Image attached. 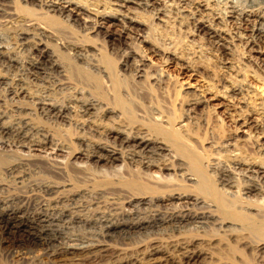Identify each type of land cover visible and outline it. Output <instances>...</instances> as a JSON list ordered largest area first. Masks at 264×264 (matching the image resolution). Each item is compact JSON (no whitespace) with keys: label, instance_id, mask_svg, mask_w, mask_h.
<instances>
[{"label":"bare ground","instance_id":"1","mask_svg":"<svg viewBox=\"0 0 264 264\" xmlns=\"http://www.w3.org/2000/svg\"><path fill=\"white\" fill-rule=\"evenodd\" d=\"M21 1L23 3L32 4V3L38 2L39 0H0V68H1L0 71H2V69L3 70L6 69V71H16V70L18 71L19 68L26 66L23 63L25 61V57L23 56L24 61L20 59V55H22L20 53L25 50L32 51V53L36 55V58L27 60L29 62L28 69L30 71L40 72V71L50 70V71L60 72L61 74L63 73L65 76L68 74V71H69V74L72 72L71 68L73 69L81 68L80 70L84 69V67H82V65H79V64L81 63V61L85 60L84 59L85 51L88 48L87 47L84 48L85 47L84 42H83L84 44L83 45L80 42H75L76 40L75 41L69 40V38H71L70 37L71 35L69 36L68 33H65V32L63 33V26L66 25L67 22H71L72 26L78 25L82 27L83 31L86 30L87 33L95 34L94 37L96 36L98 38L103 37V39L105 40V43L109 45L110 47L109 49H112V50H116L122 47L123 40H124L123 31L132 32L135 35L140 36L139 39L137 38L138 40L142 39V42L144 43L148 42V44L149 43L151 44V41L149 40L147 36L145 37L139 33L143 30L142 26L144 22H142V20H138L134 17L127 15L125 11H123V8L127 7L126 5L127 1H133V0H121L120 1L121 4L118 8H114L111 6L108 7L107 6L108 3H105L107 5L102 6L103 9L99 8L100 5L98 6L97 9H93V8L89 9L90 7L85 6L87 3H85L84 5V3L80 1L77 2L78 0L77 1L75 0H40L39 7L37 6L39 10H36L35 9L36 7L30 9L26 5L21 4L22 3ZM160 1L161 0H150L149 3L155 6L156 4L159 5L158 3ZM18 2L20 5L17 4ZM191 2L198 4V6L195 8L198 11L199 15L201 14L203 15L205 13V12L203 13V11H205L204 9L205 6L203 5V3L199 1H195V0H191ZM255 3L257 4L258 2H255ZM153 8H156V7H153ZM261 9H262L261 7L255 8V9L248 8L246 10L240 11L231 5V9L228 10L227 12L228 15L227 14L225 15L228 16V19L230 18L232 20H235L241 29H243L242 27H244V25H247V23L252 22V21L255 22L254 20L250 19L252 17H255V19H257L258 22L256 23L258 24L260 23L263 26L264 25V9L262 10ZM158 14L161 16L162 13L159 11ZM216 15L217 14H214L213 17L216 18ZM223 16L221 18H223ZM79 19L80 20L82 19L84 23H80ZM59 20H63L64 25H63V22H60ZM193 22L196 28V32H204L208 34L210 38H213L215 40L219 39V42L221 41V39H223L220 33L218 34L214 30H213L214 32L211 31L212 27L211 28L207 27L206 24L204 23V20L202 21L196 18L195 21ZM256 23H254L255 25L252 26V29L250 28V30H248L249 31L247 33L248 39H250L248 40V42L250 43V45H257V46H259L260 43L262 42L264 46V28H260L258 25H256ZM119 24H121L122 29H124L123 31L122 30L117 31L114 29V26L119 25ZM69 25L70 24H67V26ZM69 28H71V25L69 26ZM89 40L91 39L89 38ZM9 42H11V44L12 42H14L13 45L14 44L16 45H14L13 47H10L8 46V44H5ZM225 49H226L225 45L220 44L219 50L220 51L222 50L221 52L224 55H227V53L225 52ZM138 50L132 49V50L125 51L124 53L125 59L122 63L124 65L122 66L123 68L122 70H124L123 72H125V70L126 71L130 70L132 72V75H134V80L141 81L144 78L145 79L148 78L149 80L150 79L152 80V83L154 82L156 84L157 81L161 80L159 76L162 78L163 72L161 71V73L160 72L153 73V71H147L145 69L146 67H148L145 56L142 55L143 53L140 54ZM150 50L158 54L166 53V55L168 54V58H170V60L172 59L173 55L169 54L170 51L164 52L160 47H157V46L154 48L151 47ZM254 51H258V50H254ZM28 52L26 56L28 55ZM258 52H261V51H258ZM182 55L184 56L183 53ZM179 58H183V57H179ZM108 60L111 61L112 59L109 58ZM110 61H107V62H108V65H110L111 67ZM184 62L186 63V61ZM108 65L107 66L105 65L106 66L105 67L104 65H101L100 63L98 65L96 64L97 66V67L95 66V69L97 70V71L95 70L96 75H94V72L92 73L94 76L93 78H95L94 80H96V82L95 81L94 82L97 83L94 86L97 85L96 89L98 88V91H97L98 95H95V96L99 98H95V97L94 99L93 97L85 98L81 102L79 100L76 103L74 101L75 103L74 105L63 103V106L62 105L58 106V104H55V102L53 101L54 103H45L44 107L42 106L44 108V111H46L47 114L49 113L50 116H55L59 119H63L62 121L63 123H67L73 127L78 125L77 120H76V118L79 117L78 113L84 114L82 115V117L89 115L90 117L93 118V121H92L93 124L90 121L88 124H92L91 126L94 125L96 128L95 129L96 132L100 136V137H97L96 139H91L89 138V136L88 137L80 136V135L76 136L78 132L77 133L75 132L76 133L74 135V137H76V140H75L73 135H71L70 137V135L66 133L69 135L68 137L70 139L67 138V135L66 137L65 136L63 137V150L61 148L52 149L56 153L63 152V162L61 161L58 162L54 159H50L52 157L49 158V156H42L40 155L41 153L38 155L33 154L32 148L34 146L38 147V149L40 148L41 152L45 151L46 154H49L48 152L49 148L47 147V144L45 143V141L43 142V139L41 142L37 140H33L32 137L36 135L37 133L33 131V128L31 127L29 121L27 122V120L21 119L19 122H16L10 125L7 122L3 123L4 121L3 122L0 121V152H1L0 153V156H1L0 164L1 166H6V167L8 166L7 167L8 170H11V168L12 170H14L17 168V174H13L14 175L13 178L15 180L17 179V181L19 180L18 183L14 182L16 183V185L11 190H9L8 189L9 187L7 186V189L9 190L8 194L5 193L6 191L4 192L5 193L4 196L0 194V230L2 231L1 234L3 235V237H5V240L6 239L11 240V242L13 243L21 244L22 242H27L28 240L31 242H37L42 245H45L49 247V249L50 247L54 246L55 249L53 250L55 254L57 253L60 255H65L66 253L72 254L73 252H80V253H83L81 255L85 257L83 259L97 261L98 263L100 262L101 264H163L162 261H165L166 263H177L178 260H179L178 262L180 263H182L183 260L184 262L186 260L185 263L187 264L191 263V261L194 260L195 258L201 257L202 255L209 254L206 250H203L202 248H200L201 247L200 245H202L201 243L203 241L201 242L197 238H196L197 239L196 241H195V238L187 240V241H184L182 238L183 242L179 240L177 241L174 239L175 241L171 240L172 241V242L170 241L171 243L168 241L166 247L164 248H163V244H161V242L158 241L157 238L156 239L152 238L150 240L151 241L153 240V242H151L152 244L148 247L150 248L149 252L147 250L146 252L142 253V255L139 257L138 256L129 257L127 256V254L122 255L120 251L119 252L114 251V249L112 248V242L116 241L121 235H126V234L131 235V233L140 234L143 231H145L146 233L147 231H150V230L155 231L156 229L162 226H166V225L167 226L168 225L181 226L190 221H195V222L199 221V222L207 223V224L208 223H212V224L218 223L223 227L225 226L224 222L226 221H224V219H222V217L218 215L219 211L226 218H229V219L236 218L237 220L239 221L241 220L242 222L243 220H245L244 221L245 224L246 223L250 224L248 222L251 219L252 220L256 219L253 214L254 212L250 213V211L251 209L257 208L256 206H255L256 208L253 206V202H256L257 200L256 201L247 200V203H246L247 207H244V205H240L243 210H237L239 209V205L237 204L238 201L240 200L239 204L240 203L245 204L244 201L241 199L238 200L237 195H236L237 200L229 201L231 202V204L229 203L230 205H228L227 200L229 199L225 195L226 191L224 192V190L220 188L219 185L226 187L227 185L231 184L230 186L234 187L232 185L233 180L231 178V173L234 172L233 171L234 169L236 170L240 169L241 171H244L247 175L250 174L248 175V178L250 179H253L255 177H257V180L258 178L261 179L262 177L260 175H264V161H262V159L259 161L258 160L248 161L249 159L248 160L244 159L245 161H243V159L242 161L236 160L237 162L234 163L235 167L233 170L229 168H223L222 171L220 170L222 172L220 175V178H219V169H220L219 167L220 166L219 165L212 166L211 163H214V162H210V164L206 165L207 168L209 169L212 167L213 170H215V172L218 173V178L216 180L217 182H215L213 180L214 178H212L211 175H208L205 171L206 169H204L205 164L203 163V160L206 158L203 159L202 157L203 155L200 154L201 152L194 151L193 146L196 143L192 145L191 143L192 141L190 142V140L187 139L188 137L186 135L189 133L190 129L187 130L185 128H188V126L185 127L184 125H182V122L184 121L186 122V120L191 118L192 112L190 113V109H186L183 111V114H178V115L176 114L174 117L173 116L169 117L165 115L167 116V117H164L166 118V120L164 118L161 119L162 115L160 116V113L157 112L160 118L159 120H157L155 116L156 123H154L153 121H150L151 117L149 116H146L149 119L146 117L145 118L142 117V118L148 119L150 123L151 122L153 123L147 124L146 122L144 124L143 121L145 120L142 121V119L141 121L138 120L137 123H135L137 120V115L136 113L135 114L132 113L134 111L133 106L129 104L132 108L131 107H130L131 109L127 108L128 104L126 103L128 102L126 99H124V97H122L121 91L123 89L121 88V85H120V83L122 82L118 81L119 77H117L116 75V72L118 71L111 72L110 67ZM200 66L203 67V65L201 64ZM74 72H77V71H74ZM88 72L89 74L91 73L90 71ZM73 73L70 75L73 76ZM79 73H82V72L79 71ZM102 73L109 75L108 80H110L111 82L112 86L111 85L110 86L112 89L111 91H108V93L107 91L106 92L104 90L102 91L103 86H106V84L103 85L104 79H103ZM157 74H160V75L155 76ZM60 76L61 75H59V77ZM81 77L84 78L82 75ZM93 78H92V82H93ZM69 79L70 77L68 78V80ZM119 79H122V78H119ZM68 80H65V81H68ZM62 81L64 80L62 79ZM154 83H153V86H154ZM63 84L65 85V82H63ZM92 84L90 83L88 88ZM72 86L74 85L72 84ZM70 88L69 90H71ZM94 88H91V89L93 90ZM104 89L107 90L109 88H107L106 86V88ZM225 90L227 93L233 92L235 94V92L238 91V88L235 87V85H232V86L228 85L227 89ZM83 91H85V89ZM71 92L73 93V91ZM22 93L23 92L21 90L19 94H22ZM91 94L92 93H90V95ZM102 94H106V95L109 94V96H113L114 103L112 102L113 103L112 104L108 98L107 99L109 100V102L107 103L103 102L104 98ZM186 95L187 96H185L184 98L187 101L185 100L186 102L185 101L184 102L186 106L193 107L191 111H194V112L197 111L200 106H202L205 102H207V97L203 93H199V92L196 93V92L188 91ZM146 97H147V94H146ZM69 99H70L69 103H71V98ZM44 102H46V100ZM34 103L38 104L37 101ZM140 105H138L139 107L137 106L138 107L137 111L140 108ZM118 108L123 109V111L126 113V114L124 113L126 115V120H127V122H125L126 124L124 123L125 127H122L121 125L114 126L113 122H112L113 123L112 125L107 123L109 120L115 121L116 118H119L120 115H122V114L120 115L117 114ZM160 108L162 107L160 106L157 111L161 112L162 114V111H160ZM166 108L169 109V107H166ZM148 110L145 111L146 115H148L150 112V109ZM186 111H188L190 115H187ZM20 113H22V111H20ZM164 113L167 114L166 112H163V114ZM153 115H155L154 112H153ZM2 117H4V115ZM2 117H0V120H2ZM152 118H154V116ZM177 118L179 119V122L181 121L178 124L176 123L178 121ZM243 123L248 124L250 123V120L246 119V121H244ZM88 128L91 129L90 127ZM67 131L65 130L64 132H67ZM73 131L74 130H72V132ZM40 134H43V133H40ZM97 135H95V137ZM191 136H194V135H191ZM15 139L16 141L18 140V144H19L18 147L20 148V150H27V151L26 153L24 152V154H21L19 156V152L17 150L18 152L17 158L12 159L11 157H9V154L11 152L9 154L7 153L8 156L7 155L5 156L6 153L3 154L2 151L5 150L6 152V147L8 149L7 145H10L9 142L13 143L14 142L13 140ZM193 142L195 141L193 140ZM115 145L121 146L120 148L127 149L129 152L130 160L139 161L138 163L141 164V167H139L136 170L140 171V173H137L138 175H136V173L133 171V173L135 174L132 175L131 173L132 176L130 178H129L130 175H128V177H125L122 175L118 176L119 174L118 173L117 176L113 178V176L111 177V175H105L108 173L107 172L104 174L105 177L102 178L101 180L95 179L96 177L92 179L91 176H89V169L91 168V166L92 167L95 166V167L102 169L110 165V167L108 168L112 170V172L114 171V173L115 172H123V174L125 173L124 171L127 170L125 169L127 161H125V157H123L125 155V152H124V155L122 156L121 149L116 148ZM14 149H15V146L12 149L13 152H14ZM196 150L198 151V149ZM172 151L175 155L174 157L177 160H180V157L181 159L182 157H186L191 161V164L193 165V168H194L193 170L194 172L191 171L192 174L191 173L187 174L182 164L183 162L178 163L175 158L171 160H169L168 158H165L167 156H170L172 154ZM211 156L213 155L211 154ZM211 156L209 158H211ZM159 158L161 159L160 161H162L163 160L162 158H164L163 169L159 167L160 168L159 171L158 172L153 171V172H156V175L155 173L153 175L151 173L153 168L154 167L158 168V167H156L157 165L156 163H155L156 165H153L150 163L151 161L149 162V160L159 159ZM186 158L184 159L185 162H187ZM254 159H257L256 156ZM17 160L18 162L15 163ZM204 161L209 162L207 160H204ZM118 162H121V164L116 165ZM227 164L229 163H226V165ZM127 166H129V164ZM141 168H142V171L140 170ZM1 169L3 170L2 167L0 168V170ZM92 170L94 171V169ZM61 171H63L62 172L63 182L54 181L50 178L44 179L43 176L40 175V174H46L50 176L52 175L53 177L57 178V175H61ZM35 172L38 174V176H36V178L34 179V176H35L34 174H36ZM115 175L116 174H114V176ZM59 177L61 178L62 175ZM180 178H182V180H180ZM181 181L182 182L185 181L186 184H182ZM255 184L256 182L253 179V184L248 186L243 191L244 193L243 192L241 193L247 195V198H250L249 194L257 190V187L255 186ZM261 187L263 188V186ZM0 188L2 189L1 185H0ZM194 188L197 189V191L192 190ZM108 194H111L112 196L114 195L112 201H116L115 199H117L118 201L120 200L122 201H120V203L111 202L110 201L111 199L110 198L108 199L107 197ZM255 196H256V193H255ZM104 198H106V201H104L105 200ZM101 199H104L103 200L104 202H102ZM215 199L217 200L216 202H214ZM105 202L106 204H109L113 207L115 205L120 206V208H123V210L121 209L122 213H120V215H117V213L112 212V211H110V213H108L109 211L106 212L105 210L106 204H104L105 206L103 207V203ZM175 203L177 206L175 205ZM170 204L173 207L168 208ZM174 205L176 207H174ZM256 205L259 206L258 208H260L258 209L259 210L258 212H262V215H263L264 214V199L260 203L258 204L256 203ZM147 209H149L150 212L146 211ZM143 210H145V212H143ZM146 212L148 213L146 214ZM144 213L145 215H143ZM252 220L250 221L251 226H253V229H255L256 232L255 231L254 232L256 234L258 233V237L256 236L258 239L259 237H261L259 236V233L261 235H264V220L261 222V224L259 223L258 226L257 224L255 225V221L257 219L254 222H252ZM62 221H63V224H62L63 233L67 231V229L69 228L68 225L74 222L75 225L85 224V225L94 226V228L96 227L97 230H101V233L99 234L100 238H97V239L95 238L96 240L89 238L86 241H83L80 238H73V237L66 238L67 236H65L64 238V235H63V240H62V237L61 236L59 237L60 231L62 230L61 229L59 231V228L62 227V225H60L61 223L59 224V222H62ZM242 222H241L242 227H244L245 224L244 222L243 223ZM254 226H257V227H254ZM178 232H180V230ZM86 235H83V236L85 237ZM261 239H264V237H262ZM260 242H257V243H260ZM246 246H247V242H246ZM121 249H124V248H121ZM161 252L169 253L170 257H166V258L159 257L158 255Z\"/></svg>","mask_w":264,"mask_h":264},{"label":"rangeland","instance_id":"2","mask_svg":"<svg viewBox=\"0 0 264 264\" xmlns=\"http://www.w3.org/2000/svg\"><path fill=\"white\" fill-rule=\"evenodd\" d=\"M75 1H77V0H75ZM79 1L84 3V5H85V3H87L88 5L86 4L85 6L90 7L89 9H92V8L97 9L99 5H100L99 8L103 9L102 6L107 5L105 3H108V5H107L108 7L111 6L114 8H118L121 4V2H120L121 0H115V1L114 0H78L77 2H79ZM149 1L150 0L127 1V3H126L127 7H124L123 11H125V13L127 15L134 17L138 20H142V22H144V24L142 26L143 30L139 33L145 37L147 36L149 38V40L151 41V44L150 43L148 44V42L147 43L142 42V39L138 40L140 36H137L132 32H124L123 31L124 29H122L121 24H119V25L114 26V29L117 31H120V30L123 31V34H124L123 44H122L121 48H118L116 50H112V49H109L110 47L108 44L105 43V40L103 39V37H99V38L97 36L94 37L95 34L87 33L86 30L83 31L82 27H80L78 25L72 26L71 22H67V24L71 25V28H69L70 25L67 26L66 23H65L66 25H64V21L59 20L60 22H63V25H64L63 26V33L65 32V33H68L69 36L71 35L70 36L71 38H69V40H73V41L76 40L75 42H80L82 44L84 42V44H85V45L83 44L85 46L84 48L87 47L89 49V50L86 49V51H85V56H84L85 60L81 61V63L79 64V65H82V67H84V69L80 70L81 68H79V69L78 68H75V69L71 68L72 72L70 70V72H71L70 74H72L74 71L78 72V73L74 72L73 76H71L69 74V71H68V74L66 73L67 75H65V76L63 73L61 74L60 72L50 71V70L40 71V72L39 71H30L28 69L29 68L28 67L29 62L27 60L36 58V55L34 53H32V51H29V50H25V51L21 52L20 54H22V55L19 54L20 59L22 61H24L23 58L25 57V61L23 63L26 66L19 68L18 71L17 70L16 71H6V69L5 70L2 69V71H0V77H1L0 78V117H2L4 115V117H2V120H0V121H2V122L4 121L3 123L7 122L9 125L14 124L16 122H19L21 119L27 120V122L29 121L31 127L33 128V131L35 133H37L36 135H34L32 137L33 140H37V141L41 142L43 139V142L45 141V143L47 144V147L49 148L48 149L49 154H46L45 151L41 152L40 148L38 149V147L34 146L32 148L33 154L38 155L41 153L40 155H42V156H49V158L52 157L50 159H54L58 162H60V161L63 162V152H60V153L57 152L56 153L52 149L61 148L63 150V137L64 136L66 137V135H67V138L70 139L68 136L70 135V137H71V135H73V137H74V135L77 132L78 133L76 134V136H78V135L87 136V137L89 136V138H91V139H96L97 137H100V136L96 132L95 126L94 125L91 126L93 124L92 123L93 118L90 117L89 115L82 117V115H84V114L78 113L79 117L76 118L78 125L73 127L67 123H63L62 122L63 119H59L55 116H50L49 113H48L49 114L48 115L46 113V111H44L43 107H44L45 103H54L55 102V104H58V106H61V105L63 106V103H66L69 105H74L77 101L80 100V102H81L85 98H92V97H93V99H94V97L99 98V97L95 96V95H98V93H97L98 88L96 89L97 85L94 86L97 83H95L96 80H94L95 78H93L94 76L92 73L94 72V75H96L95 74L96 73L95 72L96 64L98 65L100 63L101 65L107 66L108 65L107 61H110V60H108L110 58V59H112L110 61L111 67H110V65H108V66L110 67L111 72L112 71H118V72H116L117 77L122 78V79L118 78V81L123 83V84L120 83L121 88L124 90L123 91L121 89L123 91V92L121 91L122 97H124V99H126L128 102V103H126V104H128L127 108L131 109L132 108L131 106H133V109L135 112L132 110L133 111L132 113H134V114L136 113V115H137V120L135 123H137L138 120L141 121V119H142V121L145 120V121H143L144 124L146 122L148 124V123H150V121H153L154 123H156V118H157V120H159L161 115L162 116L164 115L163 117L161 116V119L164 117H167V116H169V117L173 116L174 117L176 114L177 115L183 114L184 110L190 109V113L192 112L191 118L186 120V122L185 121L182 122V125H184L185 127L188 126V128H185V129H187V130L190 129L189 133L186 135L188 138L187 137L186 138L188 140H190V142L192 141L191 142L192 145H194L196 143L193 146L194 151L201 152L200 154L203 155L202 156L203 159L206 158L204 160L209 161V162H206L203 160V163L205 164L204 169H206L205 171L208 175H211L212 178H214L213 180L215 182H217L216 180L218 178V173L215 172V170H213L212 167L209 169L207 168L206 165L210 164V162H214V163H211L212 166H214V165L220 166L219 167L220 168L219 169V178H220V175L222 173L221 171L223 168H229V169L233 170L235 167L234 163L237 161H240V160L242 161V159H243V161H245L244 159H246V160L249 159L248 161H256V160L259 161L262 159V161H264V143H263L264 142V46H263L262 42L260 43L259 46L250 45V43L248 42V40H250V39H248V34H247L249 32L248 30H250V28L252 29V26L255 25L254 23H256L258 21H257V19H255V17H252L250 19L254 20L255 22H253V21L249 22V23H247V25H244V27H242L243 29H241L235 20H232L230 18L228 19V16H227L228 15L227 12H228V10L231 9V5L240 11L246 10L248 8L249 9L250 8L255 9V8L261 7L262 9H264V0H195V1H199V2L203 3V5L205 6L204 7L205 11H203V13L204 12L205 13L203 15L198 14V11L195 8L198 6V4L192 3L191 0H161L158 3L159 5L156 4L155 6L151 5L149 3ZM255 2H258V3L256 4ZM114 3H115V5H114ZM17 4L20 5L19 2ZM21 4L26 5L30 9L36 7L35 9L39 10L38 7L40 4V0L38 2L32 3V4L23 3V2ZM153 7H156V8H153ZM206 7H207V9H206ZM159 11L162 13L161 16L158 14ZM214 14H217L216 18L213 17ZM225 14H227V15H225ZM223 15L226 17H224ZM158 16H159V18H158ZM222 16H223V18H221ZM196 18L199 20H202V21L204 20V23L206 24V26L209 28L212 27L213 29L211 28V31L214 30L218 34L220 33L222 35L223 39H221V41L219 42V39L215 40L213 38H210L209 35L204 33V32H196V28H195V25L193 22V21H195ZM213 18H215V19H213ZM79 22L84 23V21L82 19ZM236 25H237V27H236ZM256 25H258L260 28H264V25L262 26L260 23L259 24L256 23ZM66 31H68V32H66ZM243 34H244V36H243ZM89 38L91 40H89ZM13 43L14 42H12V44H11V42H9V43H5V44H8V46L13 47L14 45H16V44L13 45ZM219 43L225 45V48H226L225 52L227 53V55H224L221 52L222 50L221 51L219 50V46H220ZM156 46L160 47L164 52L170 51L169 54L173 55L172 59L170 60V58H168V54L166 55V53L165 54H162V53L158 54V53L152 52L150 50L151 47L154 48ZM132 49L133 50L139 49L138 50L139 53L140 54L143 53L142 55L145 56L147 66H148L145 68L147 71H153V73H155V72L161 73V71L163 72L162 78L159 76L160 74L155 75V76H159V78L161 80L157 81L156 84L153 82L154 86H153L151 79L149 80L148 78H146V79L144 78L143 80L138 81V80H134V75H132V72L130 70L127 69L128 71L125 70V72H123L124 70H122L123 69L122 66H124V65L122 63L125 59L124 53L126 50H132ZM254 50H258L261 52L254 51ZM27 52H28L29 56L28 55L26 56ZM182 53L184 54V56L182 55ZM105 55H107V56H105ZM179 57H183L184 59L179 58ZM97 60H99V61H97ZM182 60L186 61V63ZM200 64L203 65V67H201ZM203 69H205V70H203ZM84 70H86V71H84ZM79 71H81L83 74L79 73ZM88 71H90L91 73L89 74ZM80 74L84 78H82ZM59 75H61V76L59 77ZM75 75H76V77H75ZM102 75H103L104 81H106V82L103 81V85L106 84L107 88H109V89L105 90L104 88H106V86H103L102 91L104 90L105 92L107 91V93H108V91H111V89H112L111 88V86H112L111 82H110V80H108L109 75H106L104 73H102ZM66 76L68 78L70 77V79L68 80V78ZM77 76L78 77L80 76V77L78 78ZM92 78H93V82H92ZM62 79L64 81H62ZM65 80H68L69 82L65 81ZM70 80L72 81V83ZM63 82H65V85L63 84ZM88 83L89 84L93 83L92 85H90V87L91 88L95 87V88L93 90L90 87L88 88V86H89ZM159 83H161V84H159ZM72 84L74 86H72ZM158 84H159V86H158ZM228 85L229 86L235 85V87L238 88V91L235 92V94L233 92L227 93L225 89H227ZM22 88H24V89H22ZM69 88L71 90H69ZM75 89H76V91H75ZM82 89L83 90L85 89V91H83ZM21 90L24 94L23 93L19 94L21 92ZM95 90H96V92H95ZM71 91H73V93ZM86 91H87V93H86ZM188 91L189 92H196V93L197 92L203 93L207 97V102H205L202 106H200L199 109L195 112L191 111V109L193 107L186 106V104H185V102L187 100L184 97L187 96L186 94ZM28 92L29 93L31 92L30 95ZM143 92H145L147 94V97H146V94ZM90 93H92V94L90 95ZM83 95H85V96H83ZM102 96L104 98V101L102 100L103 102L107 103L110 100L111 103L112 102L114 103V101H113L114 97L113 96H109V94L108 95L102 94ZM127 97L129 100L127 99ZM143 97L145 98V100ZM69 98H71V103H69V101H70ZM44 99L46 100V102H44L45 101ZM65 99L66 100L68 99V100L66 101ZM25 101H27V102H25ZM36 101L38 102V104L40 103L41 105L39 104V106H38V104L34 103ZM74 101H75V103H74ZM142 101H143V103H142ZM138 105H140V108L137 111V108L139 107ZM112 106H114V105H112ZM134 106H135L136 110H135ZM152 106H154V107H152ZM157 106H158V108L160 106L162 107V108H160V111H162V114H161V112L157 111L158 110ZM19 107H21V108H19ZM166 107H169V109ZM170 107H172V108H170ZM143 109H144V111H143ZM148 109H150V112H149V114L147 113L148 115H146L145 111ZM167 109H168V111H167ZM176 109H177V111H176ZM20 111H22V113H20ZM122 111H123V109H119V108L117 110L118 115L122 114L119 117L120 120H119V118H116L115 121L109 120L107 123L110 125H112L114 123L113 124L114 126L121 125L122 127H125L124 126L126 124L125 122H127L126 115H125L126 113L124 111L123 112ZM138 112H139V114H138ZM153 112L155 115H153ZM157 112L160 113V116ZM163 112H166L167 114H165V113L163 114ZM171 112H172V114H171ZM150 113H151V115H150ZM168 113H169V115H168ZM190 113L188 111H186L187 115H190ZM123 115H125V116H123ZM152 115L154 116V118H152L153 117ZM165 115H167V116H165ZM146 116L151 117L150 121L148 120L149 118ZM155 116H156V118H155ZM142 117H144V118L146 117L148 119H143ZM164 119L166 120V118H164ZM246 119H249L250 123H248V124L243 123L244 121H246ZM177 120H178L176 122L177 124L181 122V121L179 122L178 118H177ZM89 121L92 124H88ZM153 122H151V123H153ZM81 125L84 127H82ZM64 126H66V127H64ZM88 127H90L91 129H89ZM67 129H68V131L70 130L72 134L70 133V131L68 132ZM87 129H88V131H87ZM65 130L67 132H64ZM72 130H74V131L72 132ZM89 130H90V132H89ZM242 131H244V132H242ZM40 133H43V134H40ZM66 133H68L69 135ZM95 135H97V136L95 137ZM191 135H194V136H191ZM192 137H193V139H192ZM74 138L76 140V137H74ZM7 140H9V139H7ZM193 140L195 142H193ZM9 141H11V140H9ZM13 141L15 142V143L13 142L14 145H13V143L9 142L10 145H7L9 150L5 146L6 152L4 150V151H2V153L3 154L6 153L5 156L6 155L8 156V154L11 152L9 154V157H11L12 159H15V158H17L18 152H19V156H20L21 154H24V152L26 153L27 150H20V148L18 147V145H19L18 140L16 141V139H15ZM58 144H60V145H58ZM49 145L50 146L52 145V146L50 147ZM14 146H15V149L13 152L12 149L14 148ZM115 147L118 149H121L122 156L124 155V152H125V155L123 157H125V161H127L125 169H127L128 171L125 170L124 174H123V172H115L114 173V171L112 172V170H110L108 168V167H110V165L108 167H104L102 169L95 167V166H93V167L91 166V168L89 169V176H91L92 179H94L96 177L95 179L101 180L102 178L105 177V175H111V177L113 176V178H115L118 173H119L118 176L122 175V176L128 177V175H130L129 176V178H130L135 173H136V175H138L137 173H140V171L136 170L139 167H141V164L138 163L139 161L130 160L129 152L127 149L120 148L121 146H116V145H115ZM196 149H198V151ZM17 150H18V152H17ZM232 151H234V152H232ZM127 152H128V154H127ZM55 154H57V155H55ZM172 154L170 156L165 157V158H168L169 160L175 158L173 151H172ZM211 154L213 156H211ZM226 154H228V155H226ZM237 155H239V156H237ZM210 156L213 159L209 158ZM255 156L257 159H254ZM235 157H237V158H235ZM0 158H1V156H0ZM126 158H128V159H126ZM185 158L186 157H182V159H181V157H180V160H177L176 158L175 159L177 160L178 163L183 162L182 164L185 168V171L187 172V174L188 173L190 174L191 171L194 172L193 171L194 168H193V165L191 164V161L188 158H186L187 162L184 161ZM162 159H163L162 161H160L161 160L160 158L149 160V162L151 161L150 162L151 164H153V165L157 164L156 167H158V168H155V167L153 168V170L151 172L153 175H154V173L156 175V172H158L160 168L163 169L164 158H162ZM217 159L219 160V162ZM227 160H229V161H227ZM17 162H18V160L15 163H17ZM131 162H133L134 164ZM158 163L160 166L158 165ZM226 163H229V164L231 163V164L229 166V164L226 165ZM120 164H121V162H118L116 165H120ZM128 164H129V166H127ZM1 167L3 168V170L2 169H1L2 171L0 170V185L2 187V189L0 188V194L4 196L5 193L8 194L9 193L8 191L14 188V186L16 185V183H18L19 180L17 181V179L15 180L13 178V176H14L13 174H17V168L14 170H12V168H11V170H8V168H7L8 166L7 167L1 166V164H0V168ZM128 167H130V168H128ZM32 168H34V167H32ZM95 168H97V169H95ZM92 169H94V171ZM133 169H135V170H133ZM95 170H97V171H95ZM101 170H103V171H101ZM140 170L142 171V168ZM12 171H13V173H12ZM100 171H101V173H100ZM133 171L135 173H133ZM153 171H156V172H153ZM233 171L235 173L234 172L231 173V178L233 180L232 185L234 187H231L230 186L231 184L227 185L226 187L219 185V187L222 188L224 190V192L226 191L225 195L229 199V200H227L228 205L231 204V202H229V201L237 200V198H238V200L241 199L244 201L245 204H242V203L239 204L240 200L238 201L237 204L239 205V209H237V210H243L240 205H244V207H247V204H246L247 200L248 201L249 200H251V201L257 200L256 202H253V206L254 207L256 206L257 208L256 207L255 208L257 210L251 209L250 213L254 212L253 214L257 220L256 219H254V220L251 219V220H252V222H254L256 220L255 225L257 224V226H258L259 223L261 224V222L264 220V214L262 215V212H258L259 211L258 209H260V208H258L259 206L256 205V203L258 204L264 199V192H263L264 191V175H260L262 178L261 179L258 178V180H257V177L253 178L257 184V185L255 184V186L257 187V190H255L253 193L249 194L250 198H247V195L242 194L241 192H243L248 186L253 184V179L248 178V175H250V174L247 175L244 171H241L240 169H237V170L234 169ZM62 172L63 171H61V175H62L61 178L59 177L61 175H57V178L53 177L52 175L51 176L46 175V174H40V175H42L44 179L50 178L54 181L63 182V173ZM97 172H99V173H97ZM102 172H103V174H102ZM93 173L94 174L96 173L95 176ZM105 173H107V174H105ZM131 173H132V175H131ZM114 174H116V175L114 176ZM34 175L33 176L35 179L36 176H38V174L36 173ZM23 176H24V174H23ZM244 179H246V180H244ZM180 180H182V178H180ZM14 182H16V183H14ZM183 182L181 181L182 184H186L185 181H183ZM235 185H236V187H235ZM7 186L9 187L8 188L9 190L7 189ZM261 186H263V188ZM192 190L197 191V189H195V188ZM255 193H256V196H255ZM236 195H237V198H236ZM238 195L241 197H239ZM107 197H108V199L109 198L111 199L110 200L111 202H119L120 203V201H122V200L118 201L117 199H115L116 201H112L114 195L112 196L111 194H108ZM104 199H101L102 202L106 201V198H104ZM216 201L217 200L215 199L214 202H216ZM214 202H212V203H214ZM254 203H255V205H254ZM104 204H106V202L103 203V207L105 206ZM251 204H252V202H251ZM108 205L109 204H106V206H105L106 212L109 211L108 213H110V211H112V212L117 213V215H120V213H122L123 208H120V206L115 205L117 207V209L115 206H114L115 207V209H114L113 206L109 205L110 206L109 207ZM175 205H176V203H175ZM175 205H174V207L177 206V205L176 206ZM219 206H220V204H219ZM170 207H173V206H171V204H170V206H168V208H170ZM146 211L150 212L149 209H147ZM143 212H145V210H143ZM148 212H146V214ZM219 213H220V211H219ZM219 213H218V215L220 217H222V219H224V221H226V222H224L225 226H223V227L218 223H216V224L208 223L207 224V223H202L199 221H196V222L190 221V222H187L181 226H170V225L167 226L166 225V226H162V227L156 229L155 230L156 232L150 230V231H147L146 233H145V231H143L140 234H138V233L132 234L131 233V235L130 234L129 235H127V234L121 235L122 237L119 236V238L116 241L112 242V248L116 252L120 251V253H122V255L127 254V256H129V257H137V256L139 257L142 255V253L146 252L147 250L149 252L150 248H148V247L152 244L151 242H153V240L152 241L150 240L152 238H155V239L157 238V240L160 241L161 244H163V248L166 247L168 241L170 242L171 240L173 241L174 239L177 241L179 240V241L183 242V240L187 241V240L195 238V241L197 239L201 242L203 241L201 243L202 245H200L201 246L200 248H202L203 250H206L209 254L202 255L201 257H197L194 260H192L191 263H188V264H264V239H261L262 237H264V235H261L259 233V236H261V237H259L260 239L259 238L257 239L258 233L256 234L255 229H253V226H251V222H250L251 220L248 222L250 224L246 223L247 226L244 222L245 220H243L245 225L243 224L244 227H242V224H241L242 221L241 220H240L241 222L239 220H237L236 218H230L231 219L230 220L229 218H226L221 213L220 214ZM143 215H145V213ZM224 217L226 218V220ZM227 220H229V221H227ZM59 224L62 225L63 221L59 222ZM84 225L85 224H80V225L76 224L75 225V223L72 222L68 225L69 228L64 233H63V225H62V227L60 226L61 228H59V231L62 229L60 231L59 237L61 236L62 240H63V235H64V238H65V236H67L66 238H69V237L80 238L83 241H86L89 238L90 239L100 238L99 234L101 233V230H97V228L96 227L94 228V226H90V225L84 226ZM257 226H254V227H257ZM179 230H180V232H178ZM251 230H252V232H251ZM1 233H2V231L0 230V234ZM86 234H88V235H86ZM250 234H251V236H250ZM1 235H0V237H2V238H0V264H97L98 263L97 261L83 259L85 257H83L81 255L83 253H80V252H73L72 254L66 253L65 254L66 256L60 255L57 253L55 254L54 250H53V249H55L54 246L50 247V249H49V247H47L45 245H42V244L37 243V242H31L28 240H27V242L29 244L27 242H22L21 244L20 243H13V242H11V240H7V239L5 240V237H3V235L2 236ZM83 235H86V236L84 237ZM182 238H183V240H182ZM256 239H257V241H256ZM245 240L247 242V246H246ZM262 240H263V242H262ZM257 242H260L262 245L260 243H257ZM23 243H25V244H23ZM14 244H16V245H14ZM121 248H124V249H121ZM161 253H163V252H161ZM161 253H159V255H158L159 257H162V258L170 257L169 253H163V254H161ZM178 261H177V263H166L165 261H162V262H163V264H187V263H185L186 260H185V262H184V260H183V262L181 261L182 263H180Z\"/></svg>","mask_w":264,"mask_h":264}]
</instances>
